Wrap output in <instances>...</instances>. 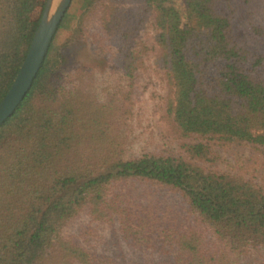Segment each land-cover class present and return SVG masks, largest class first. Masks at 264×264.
<instances>
[{"label": "trees", "instance_id": "obj_1", "mask_svg": "<svg viewBox=\"0 0 264 264\" xmlns=\"http://www.w3.org/2000/svg\"><path fill=\"white\" fill-rule=\"evenodd\" d=\"M176 1L138 0L134 11L119 0L71 1L29 91L0 126V264H127L83 245L92 223L116 224L126 244L163 264H264L261 186L204 170L197 161L208 159V143L185 144L188 160L131 155L118 130L126 91L98 102L82 81L64 85L90 16L97 55L113 54L107 63L133 80L134 37L153 10L177 131L264 154V60L234 39L228 0H183V12ZM44 3L0 0V101ZM81 215L88 226L71 232Z\"/></svg>", "mask_w": 264, "mask_h": 264}, {"label": "rangeland", "instance_id": "obj_2", "mask_svg": "<svg viewBox=\"0 0 264 264\" xmlns=\"http://www.w3.org/2000/svg\"><path fill=\"white\" fill-rule=\"evenodd\" d=\"M119 1L126 5L128 11H134L138 0ZM228 1L229 7L224 9L233 13L234 39L249 51L251 60L258 56L264 60V0ZM175 6L184 11L183 0H177ZM92 20L93 16L86 19L87 32L69 50L72 62L65 71L64 85L68 87L82 81L98 102L105 101L108 94L115 91H126L129 97L123 101V108L127 112L119 119L118 130L131 155L170 153L188 160L183 147L185 144L208 143L211 146L208 159L197 161L204 170H231L236 176L252 180L264 189V154L259 149L239 144L222 145L215 139L182 136L177 131L167 111L173 91L168 83L166 68L161 63L153 10L143 15L134 37L136 62L133 80H127L114 63H107L106 60H114L113 54L108 57L97 55L92 35L95 31L90 25ZM129 82L132 85L124 89ZM120 98L123 100L124 95ZM87 221L88 218L81 215L71 225L70 231L75 232L80 224L87 225ZM117 227L116 224H90L86 238L82 235L83 245L90 243L99 254L122 256L127 264H163L155 251H140L126 244Z\"/></svg>", "mask_w": 264, "mask_h": 264}, {"label": "water", "instance_id": "obj_3", "mask_svg": "<svg viewBox=\"0 0 264 264\" xmlns=\"http://www.w3.org/2000/svg\"><path fill=\"white\" fill-rule=\"evenodd\" d=\"M71 1L58 0L54 10L51 11L53 0H45L25 58L8 91L0 101V126L13 114L29 91Z\"/></svg>", "mask_w": 264, "mask_h": 264}, {"label": "bare ground", "instance_id": "obj_4", "mask_svg": "<svg viewBox=\"0 0 264 264\" xmlns=\"http://www.w3.org/2000/svg\"><path fill=\"white\" fill-rule=\"evenodd\" d=\"M57 1H58V0H53V2H52V7H51V11H53V10H54V7H55V5H56Z\"/></svg>", "mask_w": 264, "mask_h": 264}]
</instances>
